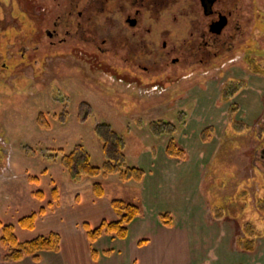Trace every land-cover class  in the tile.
I'll return each mask as SVG.
<instances>
[{"label": "rangeland", "instance_id": "1", "mask_svg": "<svg viewBox=\"0 0 264 264\" xmlns=\"http://www.w3.org/2000/svg\"><path fill=\"white\" fill-rule=\"evenodd\" d=\"M244 1L246 23L232 50L210 66L171 67L168 72L175 75L161 87L153 80L129 83L113 69L79 75L56 56L33 63L31 21L21 14L29 3L23 0L17 10V0H0V14H5L0 25L5 36L0 48V219L18 231L19 218L46 205L52 186L70 179L67 169L47 156L51 151L69 152L83 144L92 162L102 165L95 128L106 121L124 135L128 164H136L146 145L166 147L171 137L188 144L189 157L209 159L200 192L235 225L234 248L240 253L232 263L264 264V0ZM25 47L29 53L19 61L17 52ZM3 62L9 65L5 73ZM40 114L49 125L39 121ZM157 120L168 121L174 132L156 134ZM33 175L39 183L29 180ZM102 178L108 197L137 200L138 192L128 187L131 181L117 173ZM38 188L45 191L44 200L33 195ZM246 222L260 231L250 250L238 239ZM172 261L160 264H180Z\"/></svg>", "mask_w": 264, "mask_h": 264}, {"label": "flooded vegetation", "instance_id": "2", "mask_svg": "<svg viewBox=\"0 0 264 264\" xmlns=\"http://www.w3.org/2000/svg\"><path fill=\"white\" fill-rule=\"evenodd\" d=\"M22 2L17 0V10ZM25 2L29 9L21 14L27 13L31 21L28 48L33 63L56 56L79 75L113 69L115 76L127 77L129 83L143 85L153 80L160 81L161 87L175 75L168 72L173 66H210L225 57L241 38L247 16L244 0ZM1 15L3 11L0 25L4 22ZM4 40L1 33L0 48ZM28 48L18 50L19 61ZM14 63L16 74L20 62ZM1 65L5 73L9 65Z\"/></svg>", "mask_w": 264, "mask_h": 264}, {"label": "crops", "instance_id": "3", "mask_svg": "<svg viewBox=\"0 0 264 264\" xmlns=\"http://www.w3.org/2000/svg\"><path fill=\"white\" fill-rule=\"evenodd\" d=\"M178 142L181 143L179 138ZM154 145H146L134 164L144 169L143 179L128 185L138 192L136 201L142 206V214L130 223L125 238L104 235L95 242L97 261L101 264H137L144 259L148 264L171 260L180 264L238 262L240 252L234 248L232 233L235 225L229 216H215V208L200 192L209 159L198 161L189 157L185 143H181L186 151L183 159L169 155L160 143ZM92 183L90 177L81 181L70 177L58 186L59 204L39 216L32 229H19L18 237L24 241L56 231L61 236L60 248L43 251L38 260L27 256L15 264L95 263L83 224L95 227L103 220H114L116 213L112 197L107 192L97 196ZM164 213L170 216L168 224L161 216ZM0 264H4L1 252Z\"/></svg>", "mask_w": 264, "mask_h": 264}, {"label": "trees", "instance_id": "4", "mask_svg": "<svg viewBox=\"0 0 264 264\" xmlns=\"http://www.w3.org/2000/svg\"><path fill=\"white\" fill-rule=\"evenodd\" d=\"M43 118L40 114L39 121L45 125H49ZM156 123L160 126L156 128V134L171 135L174 132V126L168 121L157 120ZM95 133L102 144V151L104 153L102 165H97L92 162L91 155L83 144H77L69 152L58 148L51 151L50 154L48 153L47 156L52 160L59 161L67 169L73 181H81L86 177L93 178V190L100 197L106 193L102 177H106L109 174L117 173L122 181H141L145 171L140 166L127 163L124 135L119 133L106 121L96 126ZM166 152L177 158L183 159L186 157L185 149L173 137L167 143ZM29 178L30 181L40 182V178L37 175L30 176ZM33 195L40 200L46 198V193L41 188L35 189ZM59 200L60 190L57 185H54L50 190V198L47 204L41 205L37 210L20 217L18 221L19 226L24 229H32L35 226L37 218L58 205ZM111 205L116 213L114 220H103L95 227H92L87 222L83 224L90 241L93 258L96 260L94 264H101L97 261L98 250L94 246L95 242L104 235L125 238L128 235L130 223L141 215L143 211L138 201L128 200L122 197L112 198ZM222 210V208L221 210L218 208L217 210L214 209V212L218 211L214 215L220 216L224 214ZM161 216L164 223H170V216L167 213ZM0 230V247L3 248V261L18 262L27 256H32L35 260H38L43 251H57L60 248L61 236L56 231L21 241L18 237L17 226L13 223H4L1 219ZM243 231L244 236L238 238L239 244L244 249L250 250L254 247L256 237L260 234V231L254 229L250 222L244 223Z\"/></svg>", "mask_w": 264, "mask_h": 264}]
</instances>
